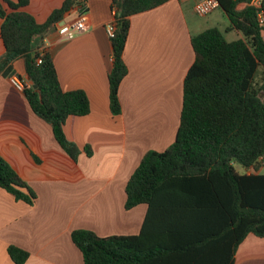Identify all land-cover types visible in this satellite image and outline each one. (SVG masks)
Masks as SVG:
<instances>
[{"label": "crops", "instance_id": "0c3cea01", "mask_svg": "<svg viewBox=\"0 0 264 264\" xmlns=\"http://www.w3.org/2000/svg\"><path fill=\"white\" fill-rule=\"evenodd\" d=\"M189 1L168 0L130 17L120 114L110 106L113 46L107 25L115 18L112 0H88V32L61 38L57 28L73 12L46 34L41 48L52 56L63 90L82 89L90 99V113L71 116L64 125L67 138L81 150L77 160L0 70V156L37 194L30 205L0 187V264H16L10 246L28 251L24 264H84L72 240L78 229L100 236L140 235L154 249L145 264H224L225 225L210 204L201 205L206 214L199 227L193 216L181 214L190 207L150 209L142 203L125 208V186L141 159L151 150H165L176 138L184 79L194 61L191 38L206 26L191 20ZM63 2L29 0L24 9L44 23ZM5 52L0 34V57ZM12 74L27 79L24 57L13 61ZM258 173L264 174V165ZM232 259L233 264H264V237L248 234Z\"/></svg>", "mask_w": 264, "mask_h": 264}, {"label": "trees", "instance_id": "16d2710c", "mask_svg": "<svg viewBox=\"0 0 264 264\" xmlns=\"http://www.w3.org/2000/svg\"><path fill=\"white\" fill-rule=\"evenodd\" d=\"M166 1L112 0L116 29L111 37L109 84L114 114L121 112L119 88L128 74L123 53L130 17ZM219 2L230 24L225 29L208 27L192 36L194 61L184 79L175 141L141 159L125 186V208L142 203L150 209L157 205L190 207L180 210L181 214L193 216L199 227L206 214L201 205L210 204L219 224L225 225L224 264H233L234 251L248 234L264 237V174L258 173L264 165V30L251 0ZM28 3L0 0V34L6 48L0 70L13 75V61L24 57L31 83L23 92L30 107L51 126L65 152L77 160L81 150L67 138L64 125L71 116L88 115L90 99L82 89L63 90L52 56L41 47L46 34L72 14L80 1L64 0L44 23L24 9ZM240 3L245 6L239 8ZM230 32H235L234 38L228 37ZM86 151L91 153L90 146ZM0 187L16 200L30 205L36 201V192L1 156ZM72 240L82 252L84 264H145L154 250L136 234L100 236L78 229L72 232ZM8 251L16 264H24L29 257L28 251L17 246Z\"/></svg>", "mask_w": 264, "mask_h": 264}, {"label": "built area", "instance_id": "2783aa9c", "mask_svg": "<svg viewBox=\"0 0 264 264\" xmlns=\"http://www.w3.org/2000/svg\"><path fill=\"white\" fill-rule=\"evenodd\" d=\"M80 4L74 11L73 17L64 21L58 26V33L64 40H71L78 35L84 34L90 29V19L88 13V0H79ZM264 0H251L250 5L256 8L259 25L264 30ZM220 7L219 0H199L194 5V11L199 16H207ZM115 18L108 23L107 32L110 37L115 33ZM264 32V31H263ZM264 38V36H263ZM38 62H42L39 58ZM11 83L20 91L29 86L27 79L21 78L17 74L10 76Z\"/></svg>", "mask_w": 264, "mask_h": 264}, {"label": "rangeland", "instance_id": "374dc122", "mask_svg": "<svg viewBox=\"0 0 264 264\" xmlns=\"http://www.w3.org/2000/svg\"><path fill=\"white\" fill-rule=\"evenodd\" d=\"M193 4H194V0H190L188 4L186 5L190 11L189 12L190 18L194 22H199L202 25H206L203 27V29L215 26V24L221 29H225L226 27L229 26L230 24L229 19L226 16H224V14L222 13L220 9L211 15L199 16L198 14L195 13V11H193L192 9ZM220 15H223V16H220ZM235 35H236L235 32H230L228 37L234 38L233 36ZM27 82L28 84L31 83L29 80H27ZM237 168L243 171V168L240 165H237Z\"/></svg>", "mask_w": 264, "mask_h": 264}, {"label": "water", "instance_id": "95a60500", "mask_svg": "<svg viewBox=\"0 0 264 264\" xmlns=\"http://www.w3.org/2000/svg\"><path fill=\"white\" fill-rule=\"evenodd\" d=\"M27 79L30 80V76L29 75H27ZM34 86L37 87V85H34Z\"/></svg>", "mask_w": 264, "mask_h": 264}]
</instances>
